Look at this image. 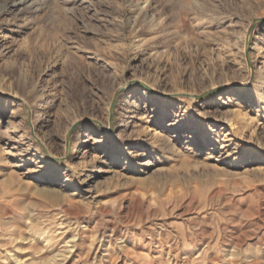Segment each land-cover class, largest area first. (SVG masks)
<instances>
[{
	"label": "rangeland",
	"instance_id": "1",
	"mask_svg": "<svg viewBox=\"0 0 264 264\" xmlns=\"http://www.w3.org/2000/svg\"><path fill=\"white\" fill-rule=\"evenodd\" d=\"M262 18L0 0V264H264Z\"/></svg>",
	"mask_w": 264,
	"mask_h": 264
},
{
	"label": "water",
	"instance_id": "2",
	"mask_svg": "<svg viewBox=\"0 0 264 264\" xmlns=\"http://www.w3.org/2000/svg\"><path fill=\"white\" fill-rule=\"evenodd\" d=\"M259 20L262 21V20H264V18L259 19ZM253 27H254V26H251V28H250V33L253 31ZM141 84L145 85L148 89H151V90H152V88H151L150 86H148L147 84H144V83H141ZM121 90H122V89H121ZM121 90L118 92V94L121 92ZM215 90H216V89H213V90H211L210 92H213V91H215ZM118 94H117V96H118ZM114 106H115V103L112 104V107H111V110H112V111H113V109H114ZM76 127H77V124H74L73 127L71 128V130H70V132H69V139H68V140H70V137H71V135H72V133H73V131L75 130ZM51 158L55 159V158L52 157V156H51Z\"/></svg>",
	"mask_w": 264,
	"mask_h": 264
},
{
	"label": "bare ground",
	"instance_id": "3",
	"mask_svg": "<svg viewBox=\"0 0 264 264\" xmlns=\"http://www.w3.org/2000/svg\"><path fill=\"white\" fill-rule=\"evenodd\" d=\"M63 193V192H62ZM58 194H60L61 195V192L60 193H58ZM75 240V239H74ZM71 251V250H70ZM9 252V251H8ZM57 256V255H56ZM60 256V255H59ZM63 256V255H62ZM62 259V258H61Z\"/></svg>",
	"mask_w": 264,
	"mask_h": 264
}]
</instances>
